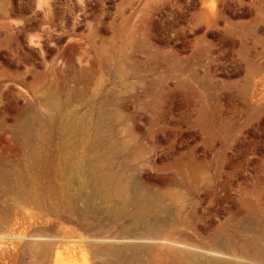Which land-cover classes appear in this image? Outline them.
I'll return each mask as SVG.
<instances>
[{
    "label": "rangeland",
    "instance_id": "obj_1",
    "mask_svg": "<svg viewBox=\"0 0 264 264\" xmlns=\"http://www.w3.org/2000/svg\"><path fill=\"white\" fill-rule=\"evenodd\" d=\"M54 249L264 264V0H0V264Z\"/></svg>",
    "mask_w": 264,
    "mask_h": 264
},
{
    "label": "bare ground",
    "instance_id": "obj_2",
    "mask_svg": "<svg viewBox=\"0 0 264 264\" xmlns=\"http://www.w3.org/2000/svg\"><path fill=\"white\" fill-rule=\"evenodd\" d=\"M135 195H136V198L139 200H144L145 198L144 194L138 189V187H135ZM90 196H91L90 192L86 193L85 200L89 201ZM51 252H52L51 264H60L61 261L63 260V256L61 252L58 249L51 250ZM188 255L192 257L193 259L199 257V255L197 254H188ZM202 261H203V264H229L228 260L220 256H216L214 254H209V253L207 255L202 256Z\"/></svg>",
    "mask_w": 264,
    "mask_h": 264
}]
</instances>
